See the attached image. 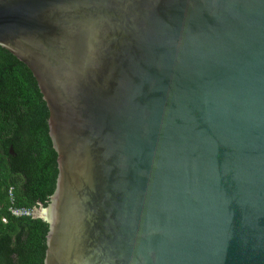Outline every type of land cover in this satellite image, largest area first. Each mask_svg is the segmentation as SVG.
Segmentation results:
<instances>
[{"label":"water","instance_id":"95a60500","mask_svg":"<svg viewBox=\"0 0 264 264\" xmlns=\"http://www.w3.org/2000/svg\"><path fill=\"white\" fill-rule=\"evenodd\" d=\"M0 47L57 156L44 264H264V0H0Z\"/></svg>","mask_w":264,"mask_h":264},{"label":"trees","instance_id":"16d2710c","mask_svg":"<svg viewBox=\"0 0 264 264\" xmlns=\"http://www.w3.org/2000/svg\"><path fill=\"white\" fill-rule=\"evenodd\" d=\"M56 157L46 105L32 73L0 47V264H44L48 224L31 216L16 218L9 208L49 204Z\"/></svg>","mask_w":264,"mask_h":264},{"label":"built area","instance_id":"2783aa9c","mask_svg":"<svg viewBox=\"0 0 264 264\" xmlns=\"http://www.w3.org/2000/svg\"><path fill=\"white\" fill-rule=\"evenodd\" d=\"M8 197H9V202L12 205L14 203V197L12 194V189L10 188L8 191ZM36 211V209H34ZM34 210H28L24 208H16V207H10L9 208V213L16 217V218H21V217H34L35 216V211ZM5 222V220H4Z\"/></svg>","mask_w":264,"mask_h":264},{"label":"bare ground","instance_id":"6f19581e","mask_svg":"<svg viewBox=\"0 0 264 264\" xmlns=\"http://www.w3.org/2000/svg\"><path fill=\"white\" fill-rule=\"evenodd\" d=\"M38 214H39V215H43V213H42V212H41V213L39 212Z\"/></svg>","mask_w":264,"mask_h":264},{"label":"rangeland","instance_id":"374dc122","mask_svg":"<svg viewBox=\"0 0 264 264\" xmlns=\"http://www.w3.org/2000/svg\"><path fill=\"white\" fill-rule=\"evenodd\" d=\"M35 211V210H34ZM32 217V216H31ZM33 218H36V214H35V216L33 217Z\"/></svg>","mask_w":264,"mask_h":264}]
</instances>
